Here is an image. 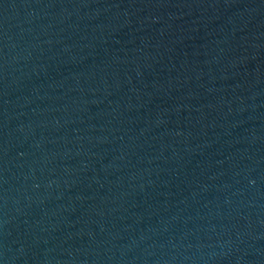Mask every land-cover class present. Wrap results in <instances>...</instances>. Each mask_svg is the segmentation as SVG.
<instances>
[{"label": "water", "instance_id": "water-1", "mask_svg": "<svg viewBox=\"0 0 264 264\" xmlns=\"http://www.w3.org/2000/svg\"><path fill=\"white\" fill-rule=\"evenodd\" d=\"M0 264H264V0H0Z\"/></svg>", "mask_w": 264, "mask_h": 264}]
</instances>
